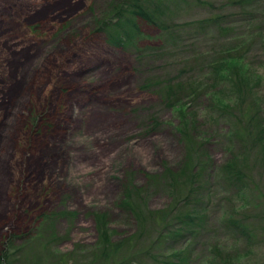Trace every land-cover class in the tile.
I'll return each mask as SVG.
<instances>
[{
  "label": "rangeland",
  "instance_id": "1",
  "mask_svg": "<svg viewBox=\"0 0 264 264\" xmlns=\"http://www.w3.org/2000/svg\"><path fill=\"white\" fill-rule=\"evenodd\" d=\"M119 1L0 0V251L3 242L17 236L11 246L15 264H57L61 259L65 264H104L97 248V218L107 215L108 227L119 238L139 225L133 213L120 207L123 188L131 181L142 187L143 200L134 194V203L149 218L169 202L164 187L144 182L145 173H161L166 163L174 165L179 158L177 118L154 90L140 85L154 75L178 76L181 63L202 52L208 55L198 60L204 64L212 58L207 53L218 35L209 28L178 41L176 48L171 44L162 59H147L143 66L134 50L110 46L103 32L94 31ZM202 1L211 4L165 0V11L172 15L166 20L190 23L228 7L227 0ZM250 6L254 20L247 23L244 19L252 16L228 7L240 15L232 26L261 29L253 32L261 36L264 0ZM145 31L153 36L160 32L150 26ZM146 44L159 42L141 43ZM172 53L178 56L171 61ZM170 61L179 64L170 66ZM257 64L264 77V67ZM201 69L189 67V77L202 80ZM228 138L215 136L209 142L216 168L228 157ZM247 146L236 144L248 158L246 191L238 196L236 187L216 177L206 187L209 214L197 240L185 242L192 249L188 264H212L223 255L238 257L236 264H264V160L259 147ZM232 211L253 231L251 243L245 242L249 238L242 227H229L224 214ZM46 214L52 215L50 223L40 230ZM152 220L146 226L150 233L133 240L125 254L148 248ZM130 257L137 258L134 264H157L147 256Z\"/></svg>",
  "mask_w": 264,
  "mask_h": 264
},
{
  "label": "trees",
  "instance_id": "2",
  "mask_svg": "<svg viewBox=\"0 0 264 264\" xmlns=\"http://www.w3.org/2000/svg\"><path fill=\"white\" fill-rule=\"evenodd\" d=\"M164 1L120 0L110 9L109 17L97 22L94 30L103 32L110 46L125 52L134 50L137 63L144 61L143 66L147 59H162L165 53L170 52L171 44L176 48L178 41L197 37L209 28H214L218 35L207 53L212 58L204 64L198 61L208 56L202 52V55L193 56L192 61L184 60L179 66L181 69L178 76L154 75L140 85L141 90H154L175 112V130L180 143L179 158L174 165L166 163L161 173H145L144 184L149 185L151 181V185L164 187L165 196L169 200L164 208L152 211L150 218L144 214L141 206L134 203V194L143 200L142 187H137L133 181L125 184L120 207L125 212L133 213L139 224L131 235L116 237L108 227L107 215L97 218L101 235L97 248L101 250L104 264H134L137 258H131L132 253L140 257L147 256L149 261L154 260L157 264H188L192 249L186 243L197 240L209 214L205 200L210 193L206 195V187L210 183V187L213 186L216 177L230 187H236L234 193L238 196L246 191L249 183L248 158L244 149L236 147V144L242 142L245 147L248 144L252 148L259 147L260 160H264V77H261L254 65L258 63V68L264 67V34L256 36L253 32L259 33L261 29L250 26L238 30L237 24H232L240 19V15L228 10L237 7L244 11V15L252 16L253 11L247 8L255 0H227L225 5L232 8L225 7L222 12L190 23H176L171 18L167 21L166 15H172L168 10L165 11ZM244 20L246 23L252 22L254 15ZM147 26L159 29V34L150 35L145 31ZM181 32L185 34L181 36ZM256 37L260 38L256 40L261 44L259 48L255 46ZM145 41L159 44L142 46L141 43ZM177 56V53H172L170 60ZM171 61L168 62L170 66L179 64ZM196 65L202 66V80L189 77L188 68ZM180 71H184V74ZM215 136L229 137L226 143L228 157L218 168L209 147ZM234 213L224 214L229 227H242L244 238H249L245 242L251 243L249 234L253 231ZM51 217V214L44 215L37 228L41 230L47 222L49 225ZM151 218L154 234L148 248L142 251L128 250L125 254L133 240L144 238L150 233L146 226ZM35 235L38 236V233ZM11 237L3 242L0 264L16 262L11 246L14 244L13 238L17 236ZM181 241H184L183 245L177 249ZM164 248V253L156 254L155 250L158 252ZM236 258L223 255L221 260L213 259L212 264H236ZM63 262L65 264V260L61 259L57 264Z\"/></svg>",
  "mask_w": 264,
  "mask_h": 264
}]
</instances>
